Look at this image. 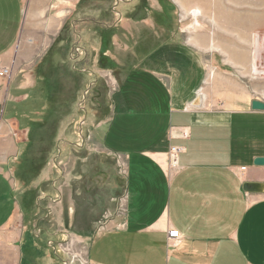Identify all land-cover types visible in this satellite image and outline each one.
<instances>
[{
	"label": "crops",
	"instance_id": "crops-1",
	"mask_svg": "<svg viewBox=\"0 0 264 264\" xmlns=\"http://www.w3.org/2000/svg\"><path fill=\"white\" fill-rule=\"evenodd\" d=\"M109 1L112 15L97 5ZM117 1L0 0V67L11 70L0 78V264H64L80 254L75 248L69 255L67 245L82 243L90 264H264V166L253 163L264 157V109L251 107L255 98L241 83L206 72L201 36L185 41L148 0H122L114 10ZM74 46L76 66L89 60L107 71L84 123L74 120L78 134L85 124L88 131L74 143V180L91 182L101 163L112 194L105 222L88 225L79 223L82 211L99 206L73 198L66 205L68 159L59 141L83 89L100 75L72 68ZM50 51L56 60L49 65L63 67L60 78L39 68ZM38 130L57 131L47 138L59 150L57 200L38 195L53 172L50 149L36 152ZM172 145L183 150L171 169ZM246 182L263 189L245 191ZM45 198L52 204L42 205ZM25 208L34 211L31 219ZM74 214L86 230H66ZM169 229L178 230L175 244Z\"/></svg>",
	"mask_w": 264,
	"mask_h": 264
},
{
	"label": "rangeland",
	"instance_id": "rangeland-1",
	"mask_svg": "<svg viewBox=\"0 0 264 264\" xmlns=\"http://www.w3.org/2000/svg\"><path fill=\"white\" fill-rule=\"evenodd\" d=\"M122 3V0L114 2L113 9L120 10ZM97 5L102 8H107L109 15L113 14L112 10H110V1L108 3L99 2ZM144 5L150 9L157 7L158 9L161 8L162 11H165L167 15H169L167 20H170L172 24L177 27L185 41L191 36L202 37L204 44H206V49L201 53L202 57L200 58L202 59V62L205 63L204 65H208V68L206 67V72L207 69L210 71L212 68L214 74L234 79L237 83H241V85L251 93L252 98L264 103V0H160L156 4L153 0H148ZM195 8L201 11V16L192 13ZM115 15L113 16L114 18ZM97 20L105 21L106 18L101 17L97 18ZM211 42H213L214 47H216L215 50L208 49ZM51 53L52 51L46 55V58L49 56V58L45 60L46 62L44 61L46 65H42L43 62L39 68L41 70L44 69V73L48 74L50 78H60V76L62 77L64 74L63 67H59L56 64L49 65V63L55 62L56 60V56H53ZM75 56L77 55L71 52L70 57L72 60L70 61L75 63L74 66L73 63L70 62L72 68H78V70L81 69L82 71L93 68L95 72L101 76H99L97 83L94 82V85H92L93 83L89 84L88 82L87 87L83 89L81 100L76 108L78 110L75 114L76 117L73 114L66 117L67 121L70 122L68 124L69 129L65 131V136L62 135L61 138L73 141V143L66 140L64 142L59 141V147H61L59 150L62 149V152L67 155L68 159L65 163V169L68 170L65 190L66 205L71 204L73 199H75L76 201L82 200V205H89V203L92 202V205L99 206L92 212L82 211L83 214H81V218L83 219L79 221V223L88 225L91 220L99 219V221H103L105 219L107 209H104L103 205H107L106 201L112 194L107 190V175H104V172L100 171L105 168V165L100 167L101 163L97 166L96 173L94 172L92 173L93 176H90L92 177L91 182L89 179H86L80 184L76 182L77 180H74L73 177L76 175L75 171L80 170V167L74 162V153L77 151L75 150L77 148L74 147V143H78L81 136L82 138H86L88 134L86 124L82 127L81 134H78L81 129H79V124L76 125L74 120L75 118L78 120L77 118L80 116L82 119L81 125L84 123L88 116L87 108L90 106H93L94 108L96 105L93 98L96 90H98V88L101 89V87L106 85L103 77L105 74L107 75V71L102 70L103 67H101L99 63H97V65L90 64L89 60H85L84 64L76 66L77 57ZM252 67H254L255 70H252ZM41 70L40 72H42ZM211 74H213L212 71H210V75ZM70 86L72 87L71 84L65 81L67 91L71 88ZM80 105L82 108L79 107ZM35 106L37 107V104H35ZM71 106L73 107V104H70V109ZM68 107L69 104L67 101L66 108L68 109ZM53 122H58L57 114L55 115V118H53ZM37 132L39 139L36 140L40 145L37 146L38 148L36 147V152L44 155L49 152L48 150L50 149V154L53 158V162H51V165H53L51 166L53 167V172L48 176V179L41 184L40 189H38V195L41 197L50 195L52 199L57 200L59 187V172L57 169L59 150L58 146H51L50 148L47 146V142H49L47 141V138H54L55 132L57 131L38 130ZM85 145L87 144L85 143ZM88 150L89 149L82 150L81 154H87L89 152ZM60 163L63 167V162ZM94 174L97 176L94 177ZM81 176H84V174ZM121 189L122 185L119 187V192ZM117 191L118 190H116L115 194H119ZM75 192L80 193L81 197L78 195L75 196ZM45 199H41L42 205H45L47 202L52 204L50 202L51 200L49 201L47 198ZM20 200L21 199L19 198V202H21L22 205H33L32 203H28L29 201L26 199L25 201ZM33 209L35 208L32 207V210ZM32 210L29 208L24 209L27 217L30 215V219L34 212ZM54 211L56 212L55 207ZM55 212L51 215V219H57V214ZM74 217L76 218V215ZM75 218V223L72 221V225L74 223L75 226L69 228L68 225H65L66 230H86L87 227H84L83 225L79 227L77 225L78 221L77 218ZM53 230H57L56 226L53 227ZM59 230H63V228L60 227ZM75 248H77L80 254L82 252L84 255L86 244H68L66 252L70 255L71 252H75Z\"/></svg>",
	"mask_w": 264,
	"mask_h": 264
},
{
	"label": "built area",
	"instance_id": "built-area-1",
	"mask_svg": "<svg viewBox=\"0 0 264 264\" xmlns=\"http://www.w3.org/2000/svg\"><path fill=\"white\" fill-rule=\"evenodd\" d=\"M73 54L77 55L80 53L79 47H75L72 51ZM10 68L6 66H1L0 67V78H5L10 75ZM181 137L187 138L188 137V132L185 131L184 129L180 132ZM183 148L180 146H170L169 150L167 152V165L169 168H177L178 167V157L179 154L182 152ZM167 238L168 241H170L171 244H175L176 241L179 239V233L178 230L176 229H169L167 231ZM77 262V264H90L84 257H82L80 254L77 256L71 254L70 257H67L66 261L64 264H74Z\"/></svg>",
	"mask_w": 264,
	"mask_h": 264
},
{
	"label": "water",
	"instance_id": "water-1",
	"mask_svg": "<svg viewBox=\"0 0 264 264\" xmlns=\"http://www.w3.org/2000/svg\"><path fill=\"white\" fill-rule=\"evenodd\" d=\"M199 102H200V98L196 97L193 104L198 105ZM251 107L253 109H264V103L254 99L251 101ZM253 163L256 166H264V157H256ZM243 188L245 191H249V192L260 191L263 189V184L246 182Z\"/></svg>",
	"mask_w": 264,
	"mask_h": 264
},
{
	"label": "bare ground",
	"instance_id": "bare-ground-1",
	"mask_svg": "<svg viewBox=\"0 0 264 264\" xmlns=\"http://www.w3.org/2000/svg\"><path fill=\"white\" fill-rule=\"evenodd\" d=\"M175 1H177V0H175ZM186 12H187V11H186ZM192 13L195 14V15H200V16H201V11H200L199 9H197V8H195V9L192 11ZM209 48H210V50H213V49L216 48V47H214L213 42H211V43L209 44ZM252 70H255V68L252 67Z\"/></svg>",
	"mask_w": 264,
	"mask_h": 264
}]
</instances>
